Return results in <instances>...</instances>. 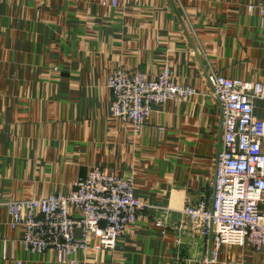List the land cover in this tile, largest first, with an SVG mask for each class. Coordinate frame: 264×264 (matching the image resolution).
Here are the masks:
<instances>
[{
	"label": "crops",
	"instance_id": "obj_1",
	"mask_svg": "<svg viewBox=\"0 0 264 264\" xmlns=\"http://www.w3.org/2000/svg\"><path fill=\"white\" fill-rule=\"evenodd\" d=\"M120 1L0 0V264H17L12 252L22 264H65L12 247L6 202L66 193L94 166L134 174L150 209L116 248L94 242L77 264H208L210 241L180 216L213 194L222 144L205 73L264 83V22L249 10L264 0ZM166 63L192 97L155 106L138 132L111 115L114 70L153 77ZM212 264H264V245H225Z\"/></svg>",
	"mask_w": 264,
	"mask_h": 264
},
{
	"label": "built area",
	"instance_id": "obj_2",
	"mask_svg": "<svg viewBox=\"0 0 264 264\" xmlns=\"http://www.w3.org/2000/svg\"><path fill=\"white\" fill-rule=\"evenodd\" d=\"M118 7L120 0H104ZM264 22V2L251 4ZM205 78L220 107L223 138L216 156L213 194L188 202L181 212L191 230L210 241L204 261H218L225 245L260 249L264 245V118L256 103L264 99L260 80L230 78L213 70ZM111 115L132 124L138 132L149 123L155 106L169 100L185 102L196 93L181 82L166 63L153 77L147 72L119 67L108 78ZM135 175L92 167L68 192L9 200L10 224L19 231L12 247L33 253L52 250L58 262L77 264L79 251L95 242L114 249L118 241L146 218L150 203L135 195ZM156 226L166 228L162 220ZM164 232V231H163ZM10 244V245H11ZM10 259L17 264L23 261Z\"/></svg>",
	"mask_w": 264,
	"mask_h": 264
},
{
	"label": "rangeland",
	"instance_id": "obj_3",
	"mask_svg": "<svg viewBox=\"0 0 264 264\" xmlns=\"http://www.w3.org/2000/svg\"><path fill=\"white\" fill-rule=\"evenodd\" d=\"M181 218H183L185 215L183 213H180Z\"/></svg>",
	"mask_w": 264,
	"mask_h": 264
}]
</instances>
